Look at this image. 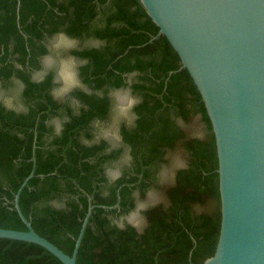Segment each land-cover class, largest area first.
Instances as JSON below:
<instances>
[{
    "label": "trees",
    "instance_id": "obj_1",
    "mask_svg": "<svg viewBox=\"0 0 264 264\" xmlns=\"http://www.w3.org/2000/svg\"><path fill=\"white\" fill-rule=\"evenodd\" d=\"M61 33L102 44L68 53L84 63L79 77L93 92H71L78 109L53 95L54 71L32 82L9 63L15 56L30 72L38 70L37 59L49 54L46 38ZM131 74L138 82L129 87ZM12 77L24 86L20 101L26 111L0 102V228L27 230L14 200L32 175L20 193V208L35 232L67 255L90 202L94 206L77 264H202L214 254L220 198L211 124L190 75L138 0H0V79ZM128 87L139 98L132 109L136 119L131 128L122 124L119 134L132 164L114 184L104 185L105 167L122 160L124 149L108 153L106 140L90 142L91 128L111 115L110 93ZM194 116L203 138L188 135L178 123ZM52 119H62L59 135L48 125ZM178 147L187 155L186 168L162 187L161 167ZM151 190L163 199L142 211V230L111 223V217L135 210ZM0 264L62 263L37 245L0 239Z\"/></svg>",
    "mask_w": 264,
    "mask_h": 264
},
{
    "label": "water",
    "instance_id": "obj_2",
    "mask_svg": "<svg viewBox=\"0 0 264 264\" xmlns=\"http://www.w3.org/2000/svg\"><path fill=\"white\" fill-rule=\"evenodd\" d=\"M138 1L190 75L215 140L220 227L214 254L202 264H264V0ZM31 177L14 200L27 230L0 228V239L37 245L62 264H77L94 206L69 256L38 235L20 208Z\"/></svg>",
    "mask_w": 264,
    "mask_h": 264
},
{
    "label": "rangeland",
    "instance_id": "obj_3",
    "mask_svg": "<svg viewBox=\"0 0 264 264\" xmlns=\"http://www.w3.org/2000/svg\"><path fill=\"white\" fill-rule=\"evenodd\" d=\"M55 38L51 39L50 42H48V46L47 47H48V50H49V54L43 59V65H42L41 69L39 71H37V72H34L32 77H33V79H40V77L44 76L48 71H54L55 74H56V76H55L56 80L58 81V84L55 87V89H56V88H58L60 86V79H59V76H58V71H59V68H60V61L62 59L67 58V57H71L68 54L70 50H72V49H80V48H84V47L85 48H89V47L98 48V47H101L102 44L97 42V41H91V40H88V41L87 40L76 41L77 43H76L75 47L67 49L66 51H61L59 56L54 59L53 66L48 67L46 65V61L49 58H53L54 54H53L52 44H53ZM75 64H76V69L75 70H76V74H77L78 66L81 63L75 62ZM137 82H138V78L136 77L135 74L132 75V76H129V78L127 79L128 86H131V85H133V84H135ZM80 87L81 86L74 87L66 95H64L63 97H59L58 98V97L55 96V98L58 99L59 101L67 102L68 104H70L73 107V109H78V103L70 96V93H71V91H73L75 89H81ZM7 91L8 90L6 89L5 92H7ZM14 91L15 90H13L12 93H11L12 96H15L14 93H13ZM117 91H128L131 95H133V93L129 89V87L127 89H125V90H116V91L114 90L113 92L110 93V98H111L112 104H113L112 105L111 115L107 119H105L104 121H99V122H96V123L93 124V127L91 128L92 129L91 133L93 135V138H92V140L90 142L98 143V142L101 141V139H103V140L108 141L109 145L111 146V149H114V150L120 149V148L124 149V154L122 156V160H120L119 162L114 163V165H112L110 167V169H109V172H110L111 169L118 168L119 169V173H120L119 175H121L122 174V170L126 167V163H127L126 161H129V156L130 155L128 153V151H129L128 148L121 142V139H120L119 143H116L111 138H104L102 136H99V129L97 128L98 124L106 126V125L111 123L112 116H113V106H114V102H115V94H116ZM11 94H5V96H7L6 98H11ZM3 96H4V94H3ZM133 96L136 97L138 102H139V98L137 96H135V95H133ZM0 100H2L5 103V98L0 97ZM11 100H12V106H8L5 103L6 106H7L6 108L11 109V110L12 109L16 110L17 112H24L25 111L24 107L22 106V104L18 100H14L13 98H11ZM137 104L138 103H136L135 105H137ZM134 121H135V116H134V119L132 120L131 123H128L127 121L121 120L120 123H119V126H118V134L120 133V126L122 124H124L126 126V128H131L134 125ZM61 122H62V119H53L49 123V125H52V126L54 125L55 129H56L55 132L59 133L60 127H61ZM179 124H180V126L183 127L184 131L188 135L194 136V137H198V138L205 137L204 128H203V125L200 122V119H199L198 116L192 117L190 119V121L188 123H186V124H182V123H179ZM119 137H120V134H119ZM83 142H85V141L83 140ZM176 154H178L182 158V160L184 161V164H183L182 167L173 169V175H172V178H171L170 181L162 182L161 179H160V185L162 187H166L167 185L171 184L173 182L175 171L178 170V169L184 168L186 166V163H187L186 156L187 155L185 154L184 150L181 147H178L177 150H175L173 152L171 151V152H169L167 154V156H166L167 162L161 167V170L163 168L170 167L171 157L173 155H176ZM161 170H160V172H161ZM162 199H163V196H161L159 191H153L152 193L149 192V194H147L146 197H144L142 199H139L137 201V207H138V203L147 201L148 202V206L146 208H149L150 206L155 205L158 202H161ZM56 206L60 207V205L57 204V203H56ZM146 208H144L143 210L140 211V215L141 216H142V211H144ZM136 211H137V208L135 210H133L131 213L136 212ZM131 213H129V214H131ZM129 214L125 215L121 219H118L116 222L118 224L120 222L126 223L125 221H126V218L129 216ZM145 226H146V223H145V220H144V224L141 227H139L138 229L142 230Z\"/></svg>",
    "mask_w": 264,
    "mask_h": 264
},
{
    "label": "clouds",
    "instance_id": "obj_4",
    "mask_svg": "<svg viewBox=\"0 0 264 264\" xmlns=\"http://www.w3.org/2000/svg\"><path fill=\"white\" fill-rule=\"evenodd\" d=\"M76 41L61 33L58 34L52 44L53 58H49L46 61L48 67L53 66L54 59L59 56L61 51H66L67 49L76 46ZM76 64L72 57H67L60 61V68L58 71V76L60 79V86L53 90V95L56 97H63L72 88L79 87L80 82L76 74ZM5 103L8 106H12L11 98H5ZM138 103L136 97L131 95L128 91H117L115 94V102L113 106V116L112 121L108 125H97L99 129V136L104 138H111L116 143H119L120 137L118 134V126L121 120L131 123L134 119L132 114V108ZM87 142V141H86ZM184 161L182 158L176 154L171 157L170 167L163 168L160 172V179L162 182L170 181L173 175V169L182 167ZM109 174L115 178L119 176V169H111ZM151 199V198H150ZM148 206V202L138 203L137 211L129 214L126 218V223L132 225L133 227L139 228L144 224V218L140 215V211ZM118 226L123 227L124 222H120Z\"/></svg>",
    "mask_w": 264,
    "mask_h": 264
},
{
    "label": "flooded vegetation",
    "instance_id": "obj_5",
    "mask_svg": "<svg viewBox=\"0 0 264 264\" xmlns=\"http://www.w3.org/2000/svg\"><path fill=\"white\" fill-rule=\"evenodd\" d=\"M57 35H55V36H53V37H50V38H46L47 39V46H48V42H50V40L51 39H53V38H55ZM74 41H81V40H84L83 38L82 39H73ZM88 41V40H87ZM43 44H45V40L42 42ZM46 45V44H45ZM85 48V47H84ZM80 49H83V48H80ZM79 49V50H80ZM72 50H74V49H72ZM72 50H70V51H72ZM75 50H78V49H75ZM49 51V50H48ZM46 56H44V57H42V58H38L37 60H39L40 59V66L42 67V65H43V59L45 58ZM75 60V59H74ZM75 62H78V61H76L75 60ZM9 63H11L15 68H17V69H19V70H22L23 72H25V73H27V75H29L30 76V80L32 81V82H41L43 79H44V77L50 72V71H48L44 76H42V77H40V79H33V77H32V75H33V73L34 72H37V71H39L41 68H39L38 70H35V71H31L30 72V68L27 66V67H23V66H21V65H19V64H17L16 62H15V56H12V57H10V59H9ZM79 63H81L79 66H81V65H84V63H82V62H79ZM79 66H78V68H79ZM132 75H134V74H131L130 76H132ZM136 75V74H135ZM15 76V75H14ZM56 76V74H54V77ZM77 77H78V79H79V82H80V88L81 89H83L86 93H88V94H93V92L90 90V89H88L83 83H82V81H81V79H80V77H79V71L77 70ZM129 78V77H128ZM127 78V79H128ZM0 97H3V98H6L7 96H5V94H11L12 93V91L13 90H15L13 93H14V95L15 96H12V94H11V98H13L14 100H18L20 103H21V101H20V94H21V91L23 90V84L16 78V77H12V79L10 80V81H6V80H4V79H0ZM54 83H55V85H57L58 84V81L56 80V77L54 78ZM4 84V85H3ZM130 87V86H129ZM6 89L8 90L7 92H5L6 91ZM55 88H53V90H54ZM5 90V91H4ZM76 90V89H75ZM53 92V91H52ZM72 92V91H71ZM3 94H4V96H3ZM71 94V93H70ZM97 95H98V93H96ZM0 102H2L5 106H6V104L2 101V100H0ZM61 103H64V101H60ZM22 104V103H21ZM23 106V105H22ZM80 106V105H79ZM7 107V106H6ZM72 107V106H71ZM73 108V107H72ZM8 109V108H7ZM25 109V108H24ZM8 110H11V109H8ZM13 110V109H12ZM15 112H17L16 110H14ZM25 111H26V109H25ZM24 111V112H25ZM17 113H23V112H17ZM133 113V112H132ZM133 115L135 116V114L133 113ZM135 119H136V117H135ZM53 120V119H52ZM51 120V121H52ZM51 121H49L48 122V125H49V123L51 122ZM178 123H182V124H186V122H182V121H179ZM62 125H63V122H61V127H60V131H59V133H56L55 132V126H54V133L56 134V135H59L60 134V132H61V129H62ZM183 128V127H182ZM120 139H121V142L124 144V142H123V140H122V137H121V135H120ZM108 142V141H107ZM110 146V145H109ZM110 151H113V149H111V146L109 147V149H106V152H110ZM129 156V155H128ZM119 162V161H118ZM127 163H126V167H130V165L132 164L131 162H132V157L131 156H129V161H126ZM115 163V162H114ZM114 163L112 164V165H114ZM111 165V166H112ZM111 166H106L105 167V170H104V173H105V177H106V180H107V183H105L104 185H111V184H114V182H116V180H118L119 178H121L122 176H123V170L126 168H124L123 170H122V174L121 175H119L118 177H115V178H113L110 174H109V169H110V167ZM184 168H186V166L184 167ZM181 169H183V168H181ZM154 175V174H153ZM128 178V177H127ZM153 191H155V190H151V192L150 193H152ZM103 193L104 194H106L107 192L106 191H103ZM134 195H135V193H134ZM116 208H118V205H116V206H114L113 207V209H116ZM125 215H121V216H119V218H116V217H111V223L112 224H116V225H118V223L116 222L118 219H121L122 217H124ZM120 227V226H119Z\"/></svg>",
    "mask_w": 264,
    "mask_h": 264
}]
</instances>
